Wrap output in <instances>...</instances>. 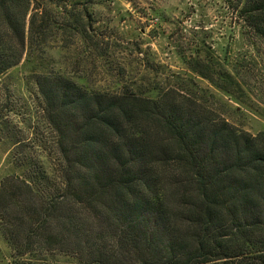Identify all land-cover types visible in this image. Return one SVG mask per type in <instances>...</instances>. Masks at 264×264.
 <instances>
[{
  "label": "trees",
  "instance_id": "obj_1",
  "mask_svg": "<svg viewBox=\"0 0 264 264\" xmlns=\"http://www.w3.org/2000/svg\"><path fill=\"white\" fill-rule=\"evenodd\" d=\"M224 2L264 42V0ZM80 4L0 0V83L23 61L42 65L50 36L74 35L87 59L104 60ZM125 76L120 67L114 88L91 89L31 75L53 166L33 151L18 159L22 174L0 181L8 264H264V131L241 132L175 90L144 91ZM3 107L0 141L13 132Z\"/></svg>",
  "mask_w": 264,
  "mask_h": 264
},
{
  "label": "rangeland",
  "instance_id": "obj_2",
  "mask_svg": "<svg viewBox=\"0 0 264 264\" xmlns=\"http://www.w3.org/2000/svg\"><path fill=\"white\" fill-rule=\"evenodd\" d=\"M75 1L85 22V11L92 13L106 58L95 65L74 35L57 41L50 36L42 65L23 61L7 73L0 83L1 114L11 119L13 132L0 141V181L22 174L18 159L33 151L43 155L46 168L53 166V134L30 80L35 71L59 73L92 89L114 88L119 81L114 75L123 67L121 81L128 86L175 90L241 132L264 131V42L224 0ZM195 63L208 66L213 80L198 74L199 66L191 70ZM16 139L23 141L22 149L13 146ZM9 255L0 235V264H8Z\"/></svg>",
  "mask_w": 264,
  "mask_h": 264
}]
</instances>
